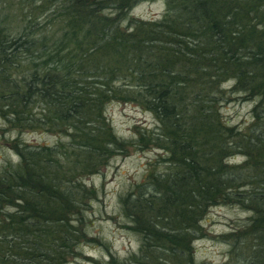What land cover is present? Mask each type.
Here are the masks:
<instances>
[{
	"label": "trees",
	"instance_id": "obj_1",
	"mask_svg": "<svg viewBox=\"0 0 264 264\" xmlns=\"http://www.w3.org/2000/svg\"><path fill=\"white\" fill-rule=\"evenodd\" d=\"M46 1L41 17L25 0L31 16L17 26L0 14V118L8 131L56 136L9 139L0 264H65L94 242L96 191L84 177L129 148L158 151L117 199L137 249L89 264H198L202 219L225 204L248 212L220 237L226 262L264 264V0H162L153 20L129 11L155 0ZM113 100L139 106L154 126L117 136L105 117ZM230 100L252 103L244 127L219 113Z\"/></svg>",
	"mask_w": 264,
	"mask_h": 264
},
{
	"label": "rangeland",
	"instance_id": "obj_2",
	"mask_svg": "<svg viewBox=\"0 0 264 264\" xmlns=\"http://www.w3.org/2000/svg\"><path fill=\"white\" fill-rule=\"evenodd\" d=\"M24 1L9 0V4L0 1V14H3L11 27L17 26L23 15L31 16V8L25 6ZM34 1L35 6L37 5L34 16L40 15L42 17L43 8L47 7L48 2L46 0ZM41 4H43L42 8ZM163 9L162 0L140 1L130 9L129 16L153 20L161 15ZM48 16L49 14H45L43 19H48ZM41 17L39 19L42 22ZM229 85L230 82H224L221 87L225 91ZM251 106L252 103L247 100L241 102L230 100L220 103L218 111L228 123L244 127L251 121ZM105 117L109 120L115 134L124 139L133 137L135 125L148 128L154 126L152 115L134 103L113 100L105 107ZM13 137H18L23 142L32 145H50L56 141L54 134L41 130L22 131L20 133L13 130L8 131L4 120L0 118V165L8 157L16 159L9 148V139ZM127 153L125 156H112L97 173L84 177L86 185L92 186L96 191V198L91 201L90 209L87 212L89 220L87 232L96 240L81 245L80 253L70 258L65 264H89L88 259L105 260L108 253L121 258L137 249L136 236L130 230L122 227L123 219L119 213L117 199L119 194L123 193L131 184L142 180L147 163L155 159L158 151L155 148L143 151L129 148ZM240 159L241 157L236 156L233 159H228V161L237 162ZM247 215L248 212L235 205L225 204L210 207L201 223L203 237L193 242L196 262L198 264H228L226 262L228 260L227 245L220 237Z\"/></svg>",
	"mask_w": 264,
	"mask_h": 264
}]
</instances>
